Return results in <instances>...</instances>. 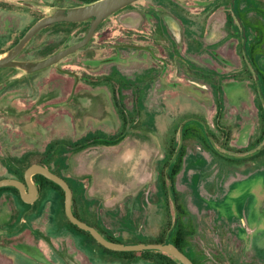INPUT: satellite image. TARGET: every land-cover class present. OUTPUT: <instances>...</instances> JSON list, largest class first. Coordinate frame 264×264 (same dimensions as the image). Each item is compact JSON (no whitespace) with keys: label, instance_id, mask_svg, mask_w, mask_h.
Returning <instances> with one entry per match:
<instances>
[{"label":"rangeland","instance_id":"374dc122","mask_svg":"<svg viewBox=\"0 0 264 264\" xmlns=\"http://www.w3.org/2000/svg\"><path fill=\"white\" fill-rule=\"evenodd\" d=\"M231 1L140 0L103 21L89 44L56 65L0 69V158L27 156L35 164L51 142L77 141L96 132L118 135L121 120L105 78H115V71L130 79L140 76L144 90L151 88L142 91L141 115L118 145L60 151L54 161L62 165L65 158L61 173L76 188L81 216L125 240L159 239L171 208L159 179L171 141H180L187 120L203 122L229 155H249L264 145L255 149L264 137V102ZM210 2L213 9L220 7L207 14ZM255 2L264 6V0H236L249 20ZM76 6L71 0H0V58L37 21ZM227 14L233 33L221 28ZM260 22L264 26V19ZM87 30L52 25L17 60L37 65L81 41ZM255 36L250 30L246 49L255 55L264 94V54L255 50ZM52 47L57 49L43 56ZM215 87L224 94L220 130ZM127 103L131 109L132 100ZM182 146L176 188L198 226L195 249L207 255L204 264H264V150L222 159L201 139L191 137ZM7 175L0 162V177ZM24 204L14 193L0 194V264H153L142 252L108 253L72 229L64 196L55 188L44 189L35 204Z\"/></svg>","mask_w":264,"mask_h":264},{"label":"trees","instance_id":"16d2710c","mask_svg":"<svg viewBox=\"0 0 264 264\" xmlns=\"http://www.w3.org/2000/svg\"><path fill=\"white\" fill-rule=\"evenodd\" d=\"M74 3H76V7L78 6H83V5H88L91 3H94L98 0H71ZM131 6V5H130ZM128 6V7H130ZM128 7L124 8L123 10L127 9ZM121 10V11H123ZM120 12V11H119ZM118 13V12H117ZM105 21V20H104ZM236 21V19L234 20ZM58 24V23H56ZM72 25H79V26H84L88 27L90 26V22H81V23H70ZM55 25V24H54ZM47 29V28H46ZM46 29L42 30L41 32L45 31ZM87 30V32H88ZM40 32V33H41ZM39 33V34H40ZM38 34V35H39ZM87 34V33H86ZM37 35V36H38ZM24 36V35H23ZM36 36V37H37ZM86 36V35H85ZM84 36V37H85ZM35 37V38H36ZM34 38V39H35ZM83 39V38H82ZM81 39V40H82ZM49 49V48H47ZM47 49L43 52V56H48L51 54L55 49L57 48H51L47 51ZM255 64V63H254ZM201 74H203L202 70H199ZM116 75L115 78L111 79H106L104 81V84L110 88L112 91V99L114 102V105L118 111V115L121 120V132L118 135H109L104 132H96V133H90L83 137L80 140L77 141H57V142H51L47 145L45 152L43 153V157L37 161L35 164H40L43 165L47 168H49L52 172L55 174L63 177L70 185L72 191H73V203H72V209L77 218L80 220L87 222L88 224L94 226L107 240L113 241V242H118V243H156V244H162L166 241L167 235L169 231L172 229L173 224H174V218L175 215L172 213V211L175 212L174 210V205L172 207L173 201L171 200V197L174 198V201L177 205V211H178V222L177 225L174 227V229L171 232L170 239L169 241L177 246L184 254H186L194 264H204L207 260V255L204 253L203 249L201 251L196 250L195 247L198 245L196 242H194L195 237L198 235V226L194 222V219L191 214L188 213V211L185 209L184 205L182 204L178 191H177V178L181 174L182 169H183V163H184V156H185V147L182 146L179 154L174 161V163L170 166L169 168V175L171 179V187L169 186V180L166 174V169L168 168L169 164L171 163L172 159L174 158L178 147H179V138H173L171 141V145L169 148V156L166 159L165 165H164V171L162 172L160 176V191L163 193L164 198L166 202L168 203L170 210L168 213V216L170 217V221L168 222L166 230H164L163 234L159 237L157 240H148L146 238H143L142 236H135L133 238H130L128 240H125L122 237H115L114 235L108 233L106 230H104L102 227L91 223L88 219H86L84 216H81L77 210H76V188L75 186L71 183V181L67 178H65L60 169V165L58 162L54 161V157L57 153L60 151L64 152V154L69 153V152H74V151H79L82 149L87 148L88 146H91L92 144H104V145H118L123 138L126 137V135L131 131L133 128L137 117L141 115V110L143 105V95H141L142 91L144 88L142 87L144 81L143 78L139 79H130L126 77L125 75H121L117 71H115ZM204 75V74H203ZM142 80V81H141ZM146 83V82H145ZM151 86H146V89L144 90L143 94H146L148 90H150ZM223 90L221 87H215L214 88V96L216 98V103H217V113L215 115L216 117V124L217 128L220 130V120L221 116L225 112V103L223 100ZM132 100V108H129V104L127 101ZM205 124L203 122L197 121V119L189 120L184 128H183V141H186L187 139L194 137L197 139H201L204 144L210 149V151L217 157H221L222 159H230L222 154L216 152L213 150L211 145L208 142V136L205 131ZM210 137L212 140L216 143L217 147L223 152L226 153L224 150V147L221 146L218 143V138L217 136L208 131ZM264 141V137L262 138V142L258 143L255 147V149H258ZM230 151V150H228ZM227 151V152H228ZM243 153V152H238V154ZM228 154V153H227ZM170 157V158H169ZM0 162L2 166L6 169L7 172V177H0L2 178H15L18 180L24 181V173L26 169L33 165L34 163L31 162L27 156H22L21 158H0ZM62 165L63 169L66 167L65 165V158L63 156L62 159ZM34 183L37 185V187L41 192L46 189L47 187H52L55 188L56 190L60 191L62 195L64 196L63 190L55 183L52 181L48 180L47 178L41 176V175H36L33 177ZM6 192H11L20 197L19 192L17 189L13 187H4L0 188V194L6 193ZM80 192H84L83 189H80ZM27 205V204H24ZM69 221V220H68ZM69 225L72 227V229L83 233L87 235L89 238H91L95 243L96 240L87 232L77 228L74 226L70 221ZM98 244V243H97ZM102 249L107 251L108 253L112 254H120V255H128L132 256L136 252H115V251H110L107 250L106 248L102 247L100 244H98ZM201 249V248H200ZM142 257L145 261L151 262L153 264H182L180 261H178L176 258H174L171 255L161 253L158 251H147V252H142Z\"/></svg>","mask_w":264,"mask_h":264},{"label":"water","instance_id":"95a60500","mask_svg":"<svg viewBox=\"0 0 264 264\" xmlns=\"http://www.w3.org/2000/svg\"><path fill=\"white\" fill-rule=\"evenodd\" d=\"M140 0H98L94 3L78 6L76 8L70 10H62L60 13H57L53 16H48L45 18L40 19L37 21L33 26H31L28 31L24 34V36L17 42L15 46H13L7 53L4 58H0V69L4 68H33V70H42L45 68H49L53 65H56L64 58L78 52L82 48H84L89 42L93 39L98 27L100 24L108 19L109 17L113 16L117 12L123 10L124 8L138 2ZM235 0H232L234 4ZM233 12L235 13V9L233 8ZM236 18L240 22L241 26L244 27L242 19L235 13ZM90 22L89 30L86 36L79 42L63 49L62 51L54 54L53 56L45 59L44 61L40 62L39 64H34L29 61H18L17 58L26 48V46L44 29L56 24V23H81V22ZM246 36H243V49L246 55V58L249 64L252 66L255 76L258 91L260 93L261 99L264 102V94L262 91L260 75L258 72L257 67L255 66L254 62L249 57L246 47ZM199 121V120H198ZM188 122V120L181 126L180 132H182L184 125ZM201 123V121H199ZM206 134L216 152L222 154L228 158H248L253 155L260 153L264 150V145L259 148L256 152L245 155V156H233L226 153H223L221 150L218 149L215 142L210 137L206 127H205ZM183 142V136H180V145L178 150L173 158L178 155ZM171 164V163H170ZM170 164L166 170V174L169 180V186L171 187V179L169 175V168ZM36 175H41L48 180L52 181L53 183L57 184L64 192V211L69 219V221L76 226L77 228L89 233L98 244L102 247L106 248L110 251L115 252H147V251H158L161 253H165L168 255L173 256L182 264H194L193 261L184 254L177 246L172 244L169 239L172 230L177 225L178 222V211L177 205L174 200V210H175V218L174 224L172 229L169 231L167 235V239L162 244L156 243H118L107 240L94 226L88 224L77 218L72 209L73 203V191L69 185V183L61 176L52 172L49 168L40 165V164H33L29 166L25 173H24V181L18 180L15 178H2L0 179V188L4 187H13L18 190L21 200L27 205H33L40 197V190L37 185L33 181V177Z\"/></svg>","mask_w":264,"mask_h":264},{"label":"flooded vegetation","instance_id":"af4514ba","mask_svg":"<svg viewBox=\"0 0 264 264\" xmlns=\"http://www.w3.org/2000/svg\"><path fill=\"white\" fill-rule=\"evenodd\" d=\"M218 7H220V6H215L213 9L212 3L210 2L209 5H207V14H210L212 12V10H214L216 12ZM248 7H249V5H247V8ZM233 8L235 9V13L242 19L244 27L241 26L240 22L236 18L235 13L233 12ZM231 11H232L233 18L236 19V21L238 22L240 30L242 32V47H243V36H244V34L246 36V42H245V47H246V43L248 40L247 39L248 33L251 30L256 35L255 36V42H257V43L255 46V50L258 49V51H259L258 54L263 55L264 54V26H262V23L260 22L261 19H264V6L262 5V3L261 2H259V3L255 2L252 4V10H250L252 12V14H251L252 19H250V20L248 17L244 16L239 11L238 6L236 4V0H235L234 4L231 1ZM209 17L212 18L211 15ZM221 25H222L221 26L222 29H224L225 31H228L230 33H233L230 30L233 29L235 25H234V22L232 20V17L229 14L225 15L224 23H221ZM228 32H226V33H228ZM223 42H224V39H223ZM212 45H213V43L210 42V44H209L210 51L212 50ZM243 51H244V49H243ZM247 53H248L249 57L251 58V60H252V58L255 57V55L252 56L248 50H247Z\"/></svg>","mask_w":264,"mask_h":264}]
</instances>
